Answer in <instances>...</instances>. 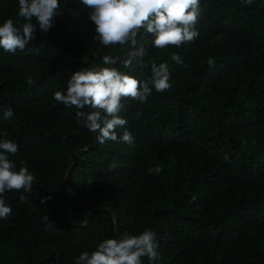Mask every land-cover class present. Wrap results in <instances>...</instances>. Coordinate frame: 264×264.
Here are the masks:
<instances>
[{
  "label": "trees",
  "instance_id": "obj_1",
  "mask_svg": "<svg viewBox=\"0 0 264 264\" xmlns=\"http://www.w3.org/2000/svg\"><path fill=\"white\" fill-rule=\"evenodd\" d=\"M58 2L48 32L33 20L23 51L0 49V139L19 145L9 158L35 177L31 192L4 193L0 264H75L102 240L146 228L157 233L154 264H264V0H200L194 41L156 49L141 30L145 55L128 67L129 45H100L90 10ZM18 10L0 0V24L26 23ZM105 55L119 59L104 65ZM153 61L168 64L171 88L143 104L123 99L127 125L116 131L133 144H98L53 98L84 67L148 81Z\"/></svg>",
  "mask_w": 264,
  "mask_h": 264
},
{
  "label": "clouds",
  "instance_id": "obj_2",
  "mask_svg": "<svg viewBox=\"0 0 264 264\" xmlns=\"http://www.w3.org/2000/svg\"><path fill=\"white\" fill-rule=\"evenodd\" d=\"M245 4H252L253 0H243ZM90 11V20L95 25L97 36L95 39L104 47L113 45H129L127 57L122 61L125 67L132 64L138 57L145 55V50L137 40L151 35V44L156 49L169 46L179 47L192 42L199 35L196 24L199 17L200 0H79ZM18 15L26 23L15 26L11 18L0 24V49L5 53L23 51L26 45L35 39L36 25L46 33L53 26L55 17L59 14L58 0H18ZM104 65H115L119 58L105 55ZM171 59L182 64L178 54ZM214 58L209 59V67L214 66ZM147 66V65H141ZM170 72L167 63H151V78L139 81L136 78L118 71L115 67H84L72 73L66 82L65 91H56L53 98L67 108H75V116L88 131L96 134L98 144L106 141L133 144L134 138L130 131L125 130L122 135L116 129H126L127 120L121 117L125 111L122 102L124 98H131L138 103H145L152 94L164 92L171 88ZM33 83L29 78L28 84ZM90 108L87 112L84 109ZM14 115L12 108L3 112V119L10 120ZM19 152V145L6 136L0 139V219H7L12 208L3 198L6 191L23 189L31 192L34 175L27 167L21 166L16 170V164L9 158ZM23 163V162H21ZM110 165V169L115 168ZM154 171L158 174L162 168L157 166ZM19 199L25 201L26 196ZM43 202V201H41ZM157 233L146 228L139 234H129L125 231L117 238L102 240L94 251H82L76 258L75 264H143L147 258L149 264L161 259L157 251Z\"/></svg>",
  "mask_w": 264,
  "mask_h": 264
}]
</instances>
